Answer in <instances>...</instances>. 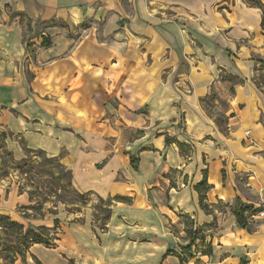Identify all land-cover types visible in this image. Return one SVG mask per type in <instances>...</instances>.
<instances>
[{
    "label": "crops",
    "instance_id": "0c3cea01",
    "mask_svg": "<svg viewBox=\"0 0 264 264\" xmlns=\"http://www.w3.org/2000/svg\"><path fill=\"white\" fill-rule=\"evenodd\" d=\"M260 4L0 0L6 149L58 158L80 193L131 200L113 201L104 232L91 210L70 223L16 212L23 224L63 226L54 247L34 244L15 264H264V222L246 212L243 228L234 214L264 195ZM10 200L31 205L17 189Z\"/></svg>",
    "mask_w": 264,
    "mask_h": 264
},
{
    "label": "rangeland",
    "instance_id": "374dc122",
    "mask_svg": "<svg viewBox=\"0 0 264 264\" xmlns=\"http://www.w3.org/2000/svg\"><path fill=\"white\" fill-rule=\"evenodd\" d=\"M44 39L48 40L46 37L43 38V41ZM32 45L31 43L30 46ZM258 82L264 84V72L262 71L258 75ZM25 153H27L30 159L27 163L18 165L14 160L8 158L6 171H0V214L10 215L12 219L17 218L16 212L19 215H23V210L19 206H15L13 200L7 201V199L9 198L10 191L16 189L19 191L25 190L33 192L36 196H40V198H43L45 194H49V201L44 204L43 210L38 211V213L33 210L29 211L33 215H39V213L49 215L51 211L55 213L53 215H56L58 212H62L61 220L70 223V220L81 221L85 211L90 212L91 210L93 225L99 227L101 232L106 230V228L101 227V222L97 219L98 215H102L101 209H103V205L95 194H89L86 206L75 204L81 203L76 200L77 197L74 192L77 189L74 187L73 182H71L72 180L67 174V169L57 163L48 162L46 157L40 152L26 151ZM26 171L27 173H25ZM6 172L8 173L6 174ZM66 215L68 219H65L64 216ZM23 222L25 229L29 226L36 227V223L28 222L27 220H23ZM61 226L63 225L60 221L57 229L58 232H61ZM23 233L24 230L22 231V235ZM0 236V264H9L8 256L12 254L9 248L12 246L18 248L17 250L20 252L16 254L18 259L26 255L27 245L26 243L21 244L18 233L11 230V228H0Z\"/></svg>",
    "mask_w": 264,
    "mask_h": 264
},
{
    "label": "trees",
    "instance_id": "16d2710c",
    "mask_svg": "<svg viewBox=\"0 0 264 264\" xmlns=\"http://www.w3.org/2000/svg\"><path fill=\"white\" fill-rule=\"evenodd\" d=\"M261 7L263 8V5H261ZM263 12H264V8H263ZM263 26H264V22H263ZM42 44H43V46H47L50 44V41L44 39ZM0 137H1L0 156H1V160H2V164L0 167L1 172L6 171L8 158H11L12 160H14V162H16L18 165H22V164L24 165L25 163H27L30 160L27 153H25V157H23L19 160L15 159L12 152L8 151L5 147V143H4L5 138H6L5 133L1 132ZM26 151L27 152H40L46 157L48 162L57 163L58 165L64 166L67 169L68 176L72 180L71 170H69L65 165H63L58 158H56V157L50 158V157L46 156L42 150L25 149V152ZM133 163H135L134 160H133ZM7 173L8 172H6V174ZM25 173H27V171ZM196 188H197V190H199L202 193L208 191L209 185L207 183L206 178L204 180H202L197 185ZM20 192L21 193L27 192L29 194L30 199H31V205L21 207V209L23 210V216L25 218H28V219H30V218L43 219L46 216L45 214L39 213V215H35V214L33 215V214L29 213V211L33 210V211H37V213H38V211L43 210L44 204H46L49 201L48 200L49 194H45V196L43 198L42 197L40 198V196H38V195L36 196L31 191L22 190ZM74 193H76L75 194L77 197L76 200L81 203V204H79V203H75V204L86 206V204L88 203V196L90 193H80L77 190H75ZM60 197H62V196H60ZM98 199L100 200V202L103 205V209H101L102 215L97 216V219L100 220V222H101L102 228L107 227V223H108L110 212H111V207L113 205L114 200L122 201V202L131 201L129 198L124 197V196H115L114 198H107V199H103V198L98 196ZM60 200H62V199H60ZM64 203H66V202H64ZM202 205L204 206V204H202ZM252 211L253 210L250 209L249 207H244L241 204L240 205L238 204L235 207L234 214L237 218V222H238V225L240 227L246 228L248 226V216L246 215V212H252ZM50 214L53 215L55 213H52V211H51ZM58 227H59V219H55L54 226L51 228L42 225V226H37V227L29 226L27 229H25V225L23 223L15 221L14 219L11 218L10 215L0 214V228L1 229L11 228V230H13L19 234L18 237L21 241V244L26 243V245H27L26 255L19 258L23 262L26 261V256L30 250V247L34 244L39 243V244L45 245L46 247H54L55 241L58 239V234L60 233L57 230ZM185 229H186L187 236L191 239L192 243L195 240L199 239L201 241V243L203 244V246L205 247L204 253L209 254L211 252L212 246H211V244H209L205 241V235L202 232V228H199V227L194 228L193 223L190 220H186L185 221ZM23 230H24V233L22 235ZM0 238H1V236H0ZM9 249H10V253H12V254H9V256H8L9 264H15L16 261L18 260V258L16 257V254L20 253V252H18V250H17L18 248H15L13 246L10 247ZM184 250H186V252H188V254L192 255L191 244L184 247Z\"/></svg>",
    "mask_w": 264,
    "mask_h": 264
},
{
    "label": "built area",
    "instance_id": "2783aa9c",
    "mask_svg": "<svg viewBox=\"0 0 264 264\" xmlns=\"http://www.w3.org/2000/svg\"><path fill=\"white\" fill-rule=\"evenodd\" d=\"M249 214V220H263L264 221V195L261 196L260 201L252 209Z\"/></svg>",
    "mask_w": 264,
    "mask_h": 264
}]
</instances>
